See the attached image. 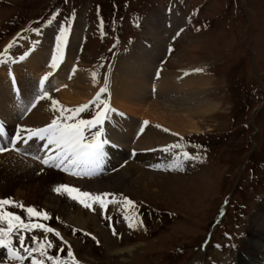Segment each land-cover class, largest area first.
Wrapping results in <instances>:
<instances>
[{
  "label": "rangeland",
  "instance_id": "obj_1",
  "mask_svg": "<svg viewBox=\"0 0 264 264\" xmlns=\"http://www.w3.org/2000/svg\"><path fill=\"white\" fill-rule=\"evenodd\" d=\"M157 14L184 18L182 30L169 42L170 50L160 60L158 70L177 72L182 82L190 75L200 80L198 84H186L176 96L188 98L181 108L210 106L209 112L194 117L199 132L181 134L167 144L160 138L153 141L154 149L162 148L171 163L146 170L158 175L149 185L147 180L137 181L139 170L124 166L134 177L127 191L92 190L86 185L88 178H77L78 173L70 174L73 183L55 181L48 186L46 194L57 197L71 212L81 209L88 213L85 216L91 224L83 228L67 223L56 210L42 204L3 195L0 183V200L12 201L3 210L20 216V226L14 227L9 237L13 250L22 257L16 260L3 256L0 263L6 258L7 264H32L33 259L42 264H239L245 258L242 243L264 201V0H0V85L7 81L18 106L15 89L21 90L24 78L35 77V61H26L28 56L53 38L52 47L66 63L51 71L49 63L40 61L37 67L42 75L37 84L46 78L48 86L67 67L62 83L70 93L75 85L72 79L67 82L70 71L85 68L92 76L80 86L95 97L105 87L104 77L107 84L111 81L119 57L130 55L142 44L151 45L146 21ZM61 25L65 28L64 40L57 50L55 36L60 34ZM77 35V50L66 57ZM25 52L27 56H23ZM107 84L101 98L108 104L112 119L121 116L137 122L128 107L134 106L133 102L118 95L110 104ZM116 87L120 88L119 81ZM151 87L157 90V85ZM51 88L57 90L55 84ZM94 97L72 105L58 100L47 110L48 101L56 99L49 96L35 106L41 112H50L47 120L37 122L34 117L30 121L32 112L23 117V109L16 122L22 130L39 127L58 118L63 107L69 110L83 104H89V108L74 114L75 118L91 119L102 107L89 103ZM143 124V131L148 127L155 133L174 132L158 119H146ZM101 125L86 131L85 137L101 131ZM19 146L15 144L14 149ZM13 153L0 154V158L12 157ZM60 185L77 191H55ZM82 192H88L89 197H82ZM106 205L109 210L104 217L100 209ZM28 207L46 213L47 219L29 216ZM0 227L7 228V222H0ZM45 228L53 231L46 232ZM102 234L119 247L126 241L141 246L126 259L116 261L107 253Z\"/></svg>",
  "mask_w": 264,
  "mask_h": 264
},
{
  "label": "bare ground",
  "instance_id": "obj_2",
  "mask_svg": "<svg viewBox=\"0 0 264 264\" xmlns=\"http://www.w3.org/2000/svg\"><path fill=\"white\" fill-rule=\"evenodd\" d=\"M183 25L184 18L181 15H152L146 21L147 35L151 37L153 41L151 45L146 47V45L142 44L130 55L119 57L116 67L112 69L113 73L111 72V81L109 80L107 84L111 98L110 104L114 102L115 97L118 95H121L122 99H127L128 102H133L132 105L134 106L128 107L132 108L129 110H132V117L137 120V122H134L133 120L128 121L127 119H124L125 117L122 118L121 116H118L116 120H113L110 111H108L107 118L101 125V132L103 131L102 134L110 143L104 145L105 155L102 157L99 166L69 167L66 162L59 168L51 166V158L53 157L52 152L55 148L54 145H47L46 140H40L36 137L28 139L27 143H24L22 142V138L19 139L18 142L16 141V144L21 146H19L18 149H14V147L12 148V150H14L12 157L0 158V183L3 185V189H1L2 194L6 196L13 194L17 198L28 203L42 204L51 211L56 210L67 223H71L78 228H83L86 224H91V222L87 220L88 216H85L88 213L84 214L85 212L83 213V210L81 209L71 212L66 205L61 204L62 202H60L57 197L46 194L48 186L52 185L55 181L67 182L68 184L73 183L75 182V179L69 176L70 174L78 173L80 175H77V178H88L87 181L89 182H87L86 185L92 190L127 191L132 185L134 177L127 173L124 166L136 168L140 171L136 177L137 181L141 182L147 180L146 183L148 185L152 183L158 175L147 172L146 170L157 168V165L159 168H165L171 163L169 157L165 154V151L162 148L157 150L154 149L156 145L153 141L160 138V140L163 141L162 143L167 144L168 142L175 141L176 137L181 134L198 133V123H196L194 117L196 115L200 116L206 114L205 112H209L208 108L210 107L208 105H202L191 108H181V103L184 102V100H188V98L176 97L179 91L182 88L184 89L186 84H198L200 80L193 78L192 75H190L187 76L188 78L185 77L186 79L182 82V76L180 77L179 73L169 71L159 72L158 70L160 60L165 58L170 50L169 42L179 35ZM52 39L53 38L46 39V41L39 46L37 51H34L28 56L29 58H27L26 61H35L34 63L36 66L32 67L33 75L35 77L32 79L24 78L23 82H20L21 90L19 95H17L18 97L15 98V102L18 106L14 103L13 95L10 92V87L9 84H7V81H3L0 85V116L8 125V127H5L4 134L0 140L1 148H3L5 142H7V147H10L11 137L12 135L17 137L18 128L20 131H23L26 128H42L47 124H50L47 123L39 127H24L22 130L20 124L16 122V119L20 117V112H22L23 109L27 111L28 107L32 104H34L32 110L27 114H25V112L23 117H27L30 112H32L29 117L30 121H33L34 117L37 119V122H41L43 119L47 120L48 116H46V114L50 112H41L35 108L39 103L38 100L54 96L56 98L54 99L55 101L60 100L68 105H72L79 100L81 102H86L94 97V93H89V89L80 86L85 84L92 76V72L85 68H77L76 70L70 71L67 82L69 83L71 79L75 81V85L72 87L74 89L73 92L66 93L65 86L62 83L64 79L62 76L67 67L64 71L60 72L58 76L52 79L48 83V86L45 87V84L47 83L46 78H41L44 80L43 85H41L40 82L37 84V79L42 75L41 70L37 67V64L40 63V61L52 65L51 57L55 54L57 57L55 61L56 67L54 69L50 67L51 71L59 70L62 63H66L65 58L59 57L56 53L57 51L52 47ZM79 40L80 35L73 37L72 44H70L71 48L70 46L67 48L66 57H68L69 54V56H72L71 54L73 51L75 52L77 50ZM42 57L44 58L41 60ZM70 66L72 67V65ZM22 68H24V66H22ZM130 78L132 82L129 80ZM118 81L120 88L116 87ZM52 84H55L57 88L55 92L51 88ZM152 85H157L156 91L152 90ZM85 86L86 85H84V87ZM45 92L47 93V96L44 95ZM150 94L153 95V98L155 99L154 101H150V98L152 97ZM169 96H174L175 99L169 100ZM37 97L40 98L37 99ZM136 97L138 99H136ZM32 100H34V102L31 104ZM52 101L53 100L48 101L49 104L48 108H46L47 110L52 107ZM147 105H150V108L146 109ZM62 109L65 108L63 107ZM142 117L145 118L141 119ZM20 119H22V117ZM146 119H158L163 121L174 132L167 133L163 130V132L155 133L154 131L149 130L148 127L145 128L144 131H139V129L144 127L143 120L146 122ZM11 121H13L14 124H12ZM112 122L113 124H111ZM25 124L30 125L29 122H26ZM45 145H47V147H45ZM162 145L164 144L159 146L163 147ZM12 150L0 152V154L11 153ZM45 157L49 158L48 165L42 163V160ZM56 163H60V161H56ZM123 167L124 169H122ZM100 173L104 176L98 178V176H101ZM260 206L261 204L257 209L260 208ZM108 208L109 205H106L102 210L100 209V213L104 217L108 215ZM96 210H93V212ZM117 219L120 221V218ZM102 240L107 248V253H109V255L116 261L117 259H126L134 251L136 252L139 246H141V243L134 244L126 241L123 245L124 247H119L115 245L111 238L106 234H102ZM252 241L255 242L252 243ZM263 245L264 201L261 209L253 215L248 235L242 243V252L245 255V258L241 259L239 264H250L249 262L255 260V263L257 264H264ZM0 251V259H2L3 256L7 258L10 257L7 250L3 252L2 250ZM6 260L7 259L5 258L4 262L6 263L3 262L0 264H7Z\"/></svg>",
  "mask_w": 264,
  "mask_h": 264
},
{
  "label": "snow or ice",
  "instance_id": "obj_3",
  "mask_svg": "<svg viewBox=\"0 0 264 264\" xmlns=\"http://www.w3.org/2000/svg\"><path fill=\"white\" fill-rule=\"evenodd\" d=\"M64 31L65 28L63 25L60 26L59 35L55 36L56 40V48L59 49L61 43L64 40ZM27 52L23 54V56H27ZM23 56L21 59H23ZM56 55L53 54L52 59V67L55 68L56 64ZM105 87H101L99 92L96 93L94 99L90 101V104L93 105H101L102 107L98 109L91 119H77L74 114L85 111L89 108V104L80 105L78 108L64 110L60 109V116L51 121L50 124L42 128H26L23 131H20L18 128L17 137L11 138L10 142L15 145L17 139H22V142L27 143L28 139L32 137H37L40 140H46L47 145H54L56 149V155L51 158L52 164L54 167H61L63 163H67L69 167L71 166H86V167H97L102 161V157L105 155L104 145L110 143L106 138H102L101 131H95L91 134V137H85V132L89 129L97 125H101L102 121L107 118V114L109 111L108 104L101 98V93L106 91L107 84V76L104 77ZM40 84H44V80L41 79ZM47 96V93H44ZM39 99V97H37ZM52 104L55 105L56 101L53 100ZM69 121H73L69 123ZM139 131H143V128L139 129ZM4 134L3 125L0 124V135ZM26 137V138H25ZM45 145V147H47ZM4 148H0V151H4ZM167 150V149H165ZM185 158H188V153L183 154ZM56 161H60V163H56ZM42 163L45 165L49 164V158L45 157L42 160ZM157 167H159L157 165ZM61 189L71 194L76 192L77 189L67 187L66 185H60L55 191L59 192ZM82 197H89L88 192L80 193ZM75 198V197H74ZM81 203H84L81 200ZM131 203V201H129ZM12 204V201L8 199L0 200V222H7V228L0 227V246H3L8 249L9 255L16 260H21L22 257L19 256L11 246V240L9 234L12 232L14 227L20 226V216L15 215L11 211H4V206ZM87 206V205H86ZM26 212L29 216H38L44 217L47 219V214L43 212H37L34 208L28 207ZM37 227H42V225H37ZM46 232L53 231L51 228H45ZM23 240V236L20 237ZM35 239V237H33ZM49 248L52 247L51 243L47 245ZM34 250V249H33ZM44 253L41 252V255ZM68 256H72L71 249L68 250ZM51 260L52 257H49ZM32 264H42V261H38L36 259L32 260Z\"/></svg>",
  "mask_w": 264,
  "mask_h": 264
}]
</instances>
